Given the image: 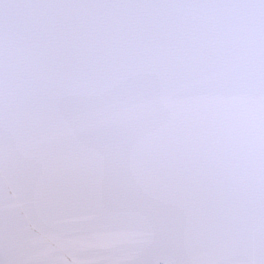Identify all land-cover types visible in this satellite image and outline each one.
I'll return each instance as SVG.
<instances>
[{"label":"snow or ice","instance_id":"snow-or-ice-1","mask_svg":"<svg viewBox=\"0 0 264 264\" xmlns=\"http://www.w3.org/2000/svg\"><path fill=\"white\" fill-rule=\"evenodd\" d=\"M0 264H264V0H0Z\"/></svg>","mask_w":264,"mask_h":264}]
</instances>
